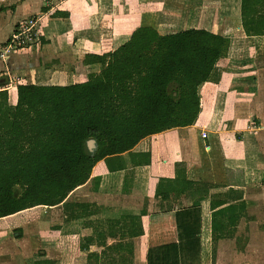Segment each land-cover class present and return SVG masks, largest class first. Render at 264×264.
<instances>
[{
  "label": "trees",
  "instance_id": "1",
  "mask_svg": "<svg viewBox=\"0 0 264 264\" xmlns=\"http://www.w3.org/2000/svg\"><path fill=\"white\" fill-rule=\"evenodd\" d=\"M71 18L81 33L90 26L89 17ZM240 18L247 36H264V0H240ZM228 42L201 28L160 34L154 27L140 26L112 52L73 49L84 64L101 65L85 82L19 84L14 105L8 102V92L0 90V219L11 216L6 222L16 223L29 219L35 212H29L31 208L63 203L70 227L85 219L84 227L92 230L81 236L74 228L61 233L62 227L53 226L49 235L58 238L62 260L42 257L33 264H133L132 240L144 234L145 208L99 217L87 203L64 200L86 183L98 163L103 172L124 170L127 163L148 165L149 152L132 151L140 140L193 125L202 109L200 89ZM225 176L223 184L158 179L154 198L161 212L150 215L147 264H178L186 257L197 261L205 214L213 242L234 237L247 212V185L262 182L264 171L227 168ZM182 196L191 204L176 207ZM15 232L20 236V229ZM108 236L115 242L108 245ZM95 246L103 249L96 252Z\"/></svg>",
  "mask_w": 264,
  "mask_h": 264
},
{
  "label": "crops",
  "instance_id": "2",
  "mask_svg": "<svg viewBox=\"0 0 264 264\" xmlns=\"http://www.w3.org/2000/svg\"><path fill=\"white\" fill-rule=\"evenodd\" d=\"M62 12L70 16L59 14ZM74 16L89 17L90 26L82 33L74 29ZM29 17L36 19L38 42L28 50L0 57V90L8 92L11 105L17 101L19 84L85 82L89 75L99 73L101 65L84 64L73 49L112 52L140 26L154 27L160 34L201 28L228 38L224 55L200 89L202 109L193 125L140 140L132 151L149 152L148 165L132 167L127 163L124 170L103 172L98 163L86 183L64 200L87 203L89 210L99 211V217L107 212L145 208L147 215L141 218L144 234L132 240L133 264H147L150 215L161 212L159 200L154 198L160 177L223 184L227 168L264 171V36L244 33L240 0H146L137 4H117L114 0H0V47L17 24ZM203 132L206 138L201 137ZM90 147L93 149V144ZM250 186L255 183L247 185L246 193ZM190 204L191 199L182 196L176 207ZM28 211L36 213L16 223L6 222L11 216L0 219V264H13L14 256L18 264L30 263L35 256L34 241L40 238L54 242L55 254L47 251L36 255L34 261L42 257L62 260L61 250L56 249L58 238L49 235L53 226L62 227L61 233L74 228L81 236L92 234L83 225L85 219L73 221L71 227L64 221L63 203ZM203 228L210 234L208 214L202 216ZM16 229H20L18 237ZM106 242L114 243L115 238L108 236ZM102 249L94 248L96 252Z\"/></svg>",
  "mask_w": 264,
  "mask_h": 264
},
{
  "label": "rangeland",
  "instance_id": "3",
  "mask_svg": "<svg viewBox=\"0 0 264 264\" xmlns=\"http://www.w3.org/2000/svg\"><path fill=\"white\" fill-rule=\"evenodd\" d=\"M92 144L94 147L93 141ZM250 187L246 193L247 212L238 224L234 237L213 242L207 229L203 228L200 230L199 259L192 263L186 257L185 262L178 264H264V180ZM33 246L35 256L27 264H33L36 255L47 251L54 253V242L50 239L35 240ZM13 264H18L15 256Z\"/></svg>",
  "mask_w": 264,
  "mask_h": 264
},
{
  "label": "built area",
  "instance_id": "4",
  "mask_svg": "<svg viewBox=\"0 0 264 264\" xmlns=\"http://www.w3.org/2000/svg\"><path fill=\"white\" fill-rule=\"evenodd\" d=\"M39 40V34L36 26V19L29 17L21 21L8 40L0 47V57L6 58L11 52H17L19 50H28ZM202 138L207 137V133L201 134Z\"/></svg>",
  "mask_w": 264,
  "mask_h": 264
},
{
  "label": "water",
  "instance_id": "5",
  "mask_svg": "<svg viewBox=\"0 0 264 264\" xmlns=\"http://www.w3.org/2000/svg\"><path fill=\"white\" fill-rule=\"evenodd\" d=\"M92 144V142H90V145Z\"/></svg>",
  "mask_w": 264,
  "mask_h": 264
}]
</instances>
